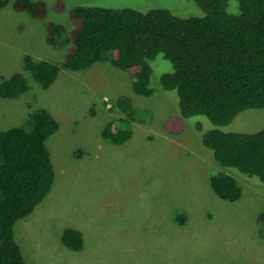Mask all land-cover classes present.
<instances>
[{
	"label": "rangeland",
	"instance_id": "1",
	"mask_svg": "<svg viewBox=\"0 0 264 264\" xmlns=\"http://www.w3.org/2000/svg\"><path fill=\"white\" fill-rule=\"evenodd\" d=\"M0 8V77L24 75L29 90L16 98L0 97V130L25 126L28 114L46 109L59 128L46 146L55 172L49 194L14 225L15 239L28 264H264V236L258 217L264 212V184L222 168L201 142L209 130L253 133L264 128V108L246 109L232 122L215 125L206 116L184 121L169 135L164 122L178 114L176 91H164L160 76L173 72L159 54L149 61L153 93L134 94L128 74L103 61L82 71L62 70L43 89L23 71L25 55L60 63L69 45L54 49L46 24L67 26L74 6L166 9L181 18L201 17L193 0H32L43 1L46 17L37 20L12 8ZM229 13L238 3L229 2ZM131 100V117L112 107L119 97ZM126 121V124L125 122ZM114 123L130 130L122 144L102 138ZM199 124L201 131L196 130ZM215 172L231 175L240 199L226 202L210 187ZM82 233L83 249L61 243L64 229Z\"/></svg>",
	"mask_w": 264,
	"mask_h": 264
},
{
	"label": "trees",
	"instance_id": "2",
	"mask_svg": "<svg viewBox=\"0 0 264 264\" xmlns=\"http://www.w3.org/2000/svg\"><path fill=\"white\" fill-rule=\"evenodd\" d=\"M193 1L203 16L181 18L166 9L141 12L81 5L66 10L57 1L55 10L66 12L68 25L48 22L46 41L56 50L69 48L60 63L25 55L23 71L48 89L62 70L82 71L108 61L128 74L134 94L149 97L153 93L149 61L163 54L174 70L160 76V86L178 95V114L163 124L173 136L183 131L185 120L195 116L226 125L246 109L264 108V0H235L238 13L228 12L231 0ZM8 3L0 0V8ZM12 8L33 19L46 17L43 1L14 0ZM28 90L20 72L0 77L1 98H16ZM112 107L132 116L128 97L117 98ZM58 128L46 109L36 108L25 126L0 130V264H28L16 242L14 225L29 216L51 190L55 172L46 141ZM196 130L201 131L199 124ZM129 137L128 127L121 129L114 123L102 130V138L111 144H122ZM201 142L222 168L264 184V128L253 133L213 129L201 135ZM210 187L226 202H235L242 194L236 180L224 172L211 175ZM258 222L264 236V212ZM61 243L80 251L82 233L66 228Z\"/></svg>",
	"mask_w": 264,
	"mask_h": 264
}]
</instances>
